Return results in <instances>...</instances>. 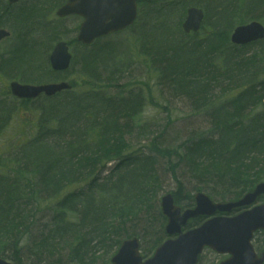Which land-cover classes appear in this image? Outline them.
Here are the masks:
<instances>
[{"label": "trees", "instance_id": "16d2710c", "mask_svg": "<svg viewBox=\"0 0 264 264\" xmlns=\"http://www.w3.org/2000/svg\"><path fill=\"white\" fill-rule=\"evenodd\" d=\"M65 1L0 0V26L12 32L0 74L32 84L71 82L69 90L32 102L0 96V137L20 103L38 101L13 150L0 149V257L12 264H110L107 256L133 236L147 257L166 238L157 205L165 181L182 207L192 206L194 190L238 199L264 181V39L230 41L237 25L264 24V0H138L127 29L89 46L67 40L72 62L57 73L48 56L66 36V19L54 14ZM190 5L204 10V20L186 34L181 22ZM225 91L234 94L221 100ZM173 92L206 125L178 145L167 143L165 127L132 150L126 136L148 132L149 122H139L145 106L168 109L164 93ZM189 174L200 182L193 185ZM223 178L242 188L209 192L205 182ZM255 244L262 249L260 234ZM101 253L106 259L96 263Z\"/></svg>", "mask_w": 264, "mask_h": 264}, {"label": "water", "instance_id": "95a60500", "mask_svg": "<svg viewBox=\"0 0 264 264\" xmlns=\"http://www.w3.org/2000/svg\"><path fill=\"white\" fill-rule=\"evenodd\" d=\"M18 0H8L10 4ZM56 15H77L82 18L76 40L85 45L96 38L110 35L130 26L137 16V0H67L56 10ZM203 11L190 7L181 24L185 33L199 30ZM9 36V31L0 28V40ZM264 38V25L257 21L236 26L230 40L234 44H247ZM69 46L65 41L55 44L49 56L53 70L68 69L71 62ZM65 81L40 85L11 82L13 95L19 98H35L41 94L52 96L69 89ZM264 195V182L234 201L213 202L204 192L194 194L195 205L182 210L174 203L171 193L160 197V210L166 218L165 233L170 236L159 245L153 255L143 259L139 253L138 238L124 239L117 252L111 257L112 264H196L205 247L218 254H228L220 264H263L264 252L257 254L251 240L257 230H264V204L247 208L233 216L214 215L229 213L233 209L249 207ZM209 217L200 226L183 231L187 221L198 217ZM175 235L174 237H171ZM0 264H11L0 257Z\"/></svg>", "mask_w": 264, "mask_h": 264}, {"label": "rangeland", "instance_id": "374dc122", "mask_svg": "<svg viewBox=\"0 0 264 264\" xmlns=\"http://www.w3.org/2000/svg\"><path fill=\"white\" fill-rule=\"evenodd\" d=\"M74 26H78V23H76V19L73 17H68L65 23L66 36L64 37V39L69 40L70 38L75 37L76 32H73ZM6 44L7 43L0 44V55L6 52ZM70 50L73 54V49L71 47ZM249 50L250 51H248L246 54L247 56L255 52V49L253 47H251ZM18 65H22V64H18ZM75 69H79V64H76ZM72 76L75 79H79L77 73H72ZM260 76H264V75H260ZM11 80H18V79L9 78L8 76L5 75H0V96H4V95L11 96L8 86ZM61 81H66L69 83L68 79H64ZM161 88L164 87L162 86ZM153 89L156 93H159L157 88H153ZM233 94L234 93H229V91H225L223 93H220L219 96L220 99L222 100V99H227L228 95L231 97ZM164 95L165 96L167 95L169 101H172V105L170 106V108L168 109L159 108L149 104L145 106L144 110L140 114L139 122H146V121L149 122L148 132L146 131L144 134H142L140 131L138 132V130H133L129 135L126 136V141L132 150L141 149L143 145H146L150 139L157 136L161 131H163L165 127L166 128H165L164 137L167 143L171 145H178L179 143L183 142L188 135L198 134L200 130H202L203 127L206 125V119H205L206 117L202 114H194L189 106L190 101L187 100L185 97L180 96L178 93H174V92L173 95L175 97L170 96L167 93H164ZM213 95H217V93L215 92L213 93ZM156 96L158 102L160 104L163 103V100H160V96L158 95ZM37 102L38 101L33 102L32 107L30 103H26V104L20 103L23 107H20V111H17L18 113L17 116L11 120L10 126H8V128L4 131V133L0 137V145H2L0 146L1 150L3 149L7 150L9 148H10L9 152L13 150L14 146L16 145V142L20 138V135L18 134H23L24 132L27 119L28 120L32 119V111L35 109ZM20 117L22 119H19ZM188 176L193 185H196L197 183L200 182L197 178H193V177L191 178L190 174ZM205 183H208L210 187L209 192L213 193L214 195H218L222 193V191H226V190L239 191L242 188L241 184L236 182L235 180H231L233 186L230 187V184L224 178L223 181L216 179L215 182L208 180ZM236 184H238V186ZM173 187L174 184H172L170 181H165L163 183V191L160 193V195H162L165 192L173 190ZM202 190L212 198V195L208 193V188H204ZM216 198H217L216 200H219L218 197ZM263 201L264 200L259 202H263ZM157 205L159 206V201ZM158 221H159L158 225H160L159 223L162 220L158 219ZM161 224L163 228L165 221H163ZM154 230L156 229L154 228ZM154 235L152 237V243L153 240L156 238V236ZM157 235L159 237L161 233ZM146 238L147 240L149 239L148 236H146ZM140 242H142V239H140ZM110 255H108L107 258H109ZM223 257L224 256L218 255L213 251L204 250L197 264H219V262ZM105 259L106 256H104L103 253H101L96 263H102Z\"/></svg>", "mask_w": 264, "mask_h": 264}]
</instances>
